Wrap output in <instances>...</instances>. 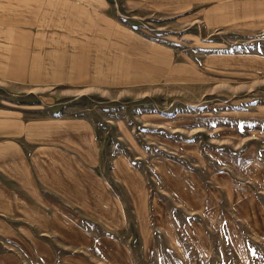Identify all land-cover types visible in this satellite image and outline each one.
<instances>
[{
    "label": "rangeland",
    "instance_id": "374dc122",
    "mask_svg": "<svg viewBox=\"0 0 264 264\" xmlns=\"http://www.w3.org/2000/svg\"><path fill=\"white\" fill-rule=\"evenodd\" d=\"M160 7L62 0L58 27L39 29L74 78L0 80V101L91 150L72 169L77 206L0 222V264H264V0ZM27 159L14 181L31 202L68 182L62 158Z\"/></svg>",
    "mask_w": 264,
    "mask_h": 264
},
{
    "label": "crops",
    "instance_id": "0c3cea01",
    "mask_svg": "<svg viewBox=\"0 0 264 264\" xmlns=\"http://www.w3.org/2000/svg\"><path fill=\"white\" fill-rule=\"evenodd\" d=\"M144 1H148L152 7L186 9L189 16H205L210 13H236L238 6L247 4L249 0ZM0 6L15 8L12 13L0 12V24H3L0 25V80L45 87L47 83L61 82L62 77L74 78L71 70L63 71L58 65L62 59V39L56 40L53 31V40L50 41L44 38L45 33L39 29L49 22H53V28L58 27L57 23L62 20V0H0ZM22 22L26 24L20 27ZM8 104L12 102L0 101V222H9L17 216L31 220V206H52L54 211L56 207L77 206V189L72 185L76 175L72 169L78 168L80 157H90L91 150L79 151L72 144L71 137H47L46 126L49 122H46V118L29 121L20 108L15 109L14 105L15 108ZM30 134L36 137H29ZM30 146L31 155L27 154ZM28 157L37 160L43 170L48 163L54 165V162L58 163V158H62L69 166V174H65L68 182L55 186L54 195L47 194L44 189L32 191L33 195H37V201L31 202L14 181L24 180L21 174L28 173L25 165L29 162Z\"/></svg>",
    "mask_w": 264,
    "mask_h": 264
}]
</instances>
